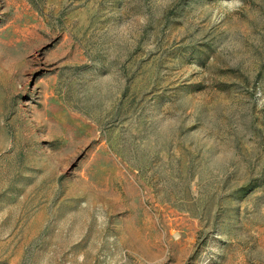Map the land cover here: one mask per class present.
<instances>
[{
    "label": "rangeland",
    "instance_id": "1",
    "mask_svg": "<svg viewBox=\"0 0 264 264\" xmlns=\"http://www.w3.org/2000/svg\"><path fill=\"white\" fill-rule=\"evenodd\" d=\"M0 264H264V0H0Z\"/></svg>",
    "mask_w": 264,
    "mask_h": 264
}]
</instances>
